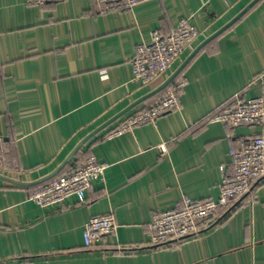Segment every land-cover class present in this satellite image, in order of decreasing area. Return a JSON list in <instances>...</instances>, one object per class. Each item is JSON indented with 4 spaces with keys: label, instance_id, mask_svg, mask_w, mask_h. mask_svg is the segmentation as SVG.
Instances as JSON below:
<instances>
[{
    "label": "crops",
    "instance_id": "crops-1",
    "mask_svg": "<svg viewBox=\"0 0 264 264\" xmlns=\"http://www.w3.org/2000/svg\"><path fill=\"white\" fill-rule=\"evenodd\" d=\"M251 1L142 0L102 13L94 0H0V175L27 183L48 176L83 139L160 85L167 77L132 80L131 61L151 33L166 35L183 19L198 32L174 71ZM182 77L178 110L107 138L150 97L89 138L59 171L90 156L107 166L84 203L70 196L44 209L29 196L46 182L0 179V264H264V180L197 237L155 248L148 233L183 198L217 201L221 168L232 173L230 151L261 133L207 118L237 97L264 99V0L207 43ZM109 214L115 232L86 248L85 223Z\"/></svg>",
    "mask_w": 264,
    "mask_h": 264
},
{
    "label": "built area",
    "instance_id": "built-area-1",
    "mask_svg": "<svg viewBox=\"0 0 264 264\" xmlns=\"http://www.w3.org/2000/svg\"><path fill=\"white\" fill-rule=\"evenodd\" d=\"M61 0H26L27 5L43 6L49 2ZM100 12L123 11L132 9L142 0H94ZM198 32L181 20L168 34L157 31L151 33L150 41L138 45L131 61L132 80L148 85L159 78L172 73L174 63L183 50L191 47ZM185 86L184 81L171 87L166 95L151 108L139 112L124 121L107 138L121 136L134 128L154 123L160 116L179 109V93ZM209 121L221 122L231 127L255 126L261 133L250 137L239 150H231V174H224L219 185L217 201H193L183 198L180 206L156 216L149 225L150 245L155 248H167L184 240L197 237L208 229L213 222H220L233 210V206L244 199L260 182L264 180V99H239L221 108ZM164 152V148L161 147ZM3 166V146L0 139V169ZM106 165L90 156L82 163L73 165L65 174L57 175L39 186L29 200L44 209L60 208L65 200L73 196L84 203L86 193L93 183L103 176ZM112 215L90 218L83 227V243L86 248L96 247L100 241L115 232Z\"/></svg>",
    "mask_w": 264,
    "mask_h": 264
},
{
    "label": "water",
    "instance_id": "water-1",
    "mask_svg": "<svg viewBox=\"0 0 264 264\" xmlns=\"http://www.w3.org/2000/svg\"><path fill=\"white\" fill-rule=\"evenodd\" d=\"M259 0H252L246 7H244L235 17H233L228 23H226L224 26H222L220 29H218L216 32H214L212 35L204 39L193 51L181 62V64L174 70L172 73L160 84L158 85L155 89L129 105L127 108L116 114L114 117L110 118L108 121H106L104 124L99 126L95 131H93L90 135H88L85 139H83L71 152V154L63 161L62 165L56 169L53 173L49 174L46 177H43L42 179H39L34 182H23V181H18L14 179H10L8 177L0 175V179L12 183L14 185L22 186V187H28V186H33V185H38L43 182H47L51 178L57 176L59 171L68 163V161L75 155L77 150L89 139L91 138L94 134L98 133L102 129H104L106 126L110 125L117 119H119L121 116H123L126 112L131 110L132 108L138 106L141 104L143 101L149 99L152 96H155L162 90H164L166 87H168L171 82L177 77V75L182 72V70L187 66V64L193 59V57L211 40L219 36L221 33H223L225 30L230 28L236 21H238L245 13H247Z\"/></svg>",
    "mask_w": 264,
    "mask_h": 264
},
{
    "label": "trees",
    "instance_id": "trees-1",
    "mask_svg": "<svg viewBox=\"0 0 264 264\" xmlns=\"http://www.w3.org/2000/svg\"><path fill=\"white\" fill-rule=\"evenodd\" d=\"M185 69V68H184ZM184 69L182 70V72H180L178 75H177V77L171 82V84L168 86V87H166L164 90H162L161 92H159L158 94H156L155 96H153L151 99H152V103L150 104V105H148L147 107H145V109H143L144 111L145 110H147V109H149V108H151L152 106H154L156 103H158L165 95H166V93H167V91L171 88V87H174V86H176V85H178L180 82H182L183 81V77H182V75H183V71H184ZM229 104H231V101H229L228 103H226L224 106H222L221 108H223V107H225V106H227V105H229ZM221 108L220 109H218L216 112H214L213 114H211L208 118H207V120H210V118L211 117H213L216 113H218L220 110H221ZM65 172V171H64ZM63 172V173H64ZM63 173H61V174H63ZM60 175V174H59ZM40 186V185H39ZM39 186H36L34 189H32V191H31V193H30V195L39 187ZM243 200V199H242ZM241 200V201H242ZM240 202V201H239Z\"/></svg>",
    "mask_w": 264,
    "mask_h": 264
}]
</instances>
